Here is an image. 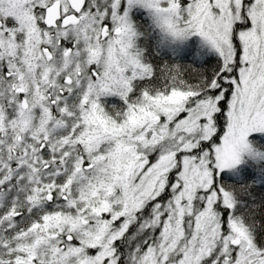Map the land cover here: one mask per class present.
Returning <instances> with one entry per match:
<instances>
[{
    "label": "snow or ice",
    "instance_id": "1",
    "mask_svg": "<svg viewBox=\"0 0 264 264\" xmlns=\"http://www.w3.org/2000/svg\"><path fill=\"white\" fill-rule=\"evenodd\" d=\"M0 264H264V0H0Z\"/></svg>",
    "mask_w": 264,
    "mask_h": 264
},
{
    "label": "trees",
    "instance_id": "2",
    "mask_svg": "<svg viewBox=\"0 0 264 264\" xmlns=\"http://www.w3.org/2000/svg\"><path fill=\"white\" fill-rule=\"evenodd\" d=\"M260 195V193L259 192H257V196H259Z\"/></svg>",
    "mask_w": 264,
    "mask_h": 264
}]
</instances>
